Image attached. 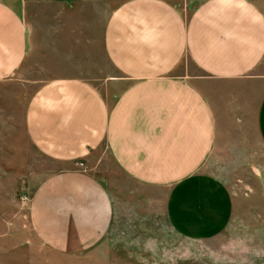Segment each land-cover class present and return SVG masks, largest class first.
I'll return each instance as SVG.
<instances>
[{"label": "crops", "instance_id": "0c3cea01", "mask_svg": "<svg viewBox=\"0 0 264 264\" xmlns=\"http://www.w3.org/2000/svg\"><path fill=\"white\" fill-rule=\"evenodd\" d=\"M28 78L38 87L23 102L14 86ZM254 134L264 144V0H0V183L29 144L65 165L32 195L30 223L48 246L82 252L118 222L121 201L77 165L101 148L166 192L182 235L263 231L264 170L238 205L206 169L258 165Z\"/></svg>", "mask_w": 264, "mask_h": 264}, {"label": "rangeland", "instance_id": "374dc122", "mask_svg": "<svg viewBox=\"0 0 264 264\" xmlns=\"http://www.w3.org/2000/svg\"><path fill=\"white\" fill-rule=\"evenodd\" d=\"M27 75L23 70L16 74L19 78ZM29 78V86H14L23 102L38 87L32 81L38 83L39 79ZM26 148L22 165L7 167L12 168L13 180L0 183L4 221L0 225V264H264V229L229 225L217 237L182 235L167 219L166 192L145 187L123 175L105 148L92 151L77 165L100 176L115 200L121 201L118 222L89 249L79 253L58 251L35 233L30 223V206L40 181L65 165L42 157L30 144ZM249 153L259 160L258 165L206 166L209 172L224 177L238 205H243L249 190L247 181L258 179L264 170V144L256 134ZM3 168L0 167V172ZM238 217L239 214L234 222H240Z\"/></svg>", "mask_w": 264, "mask_h": 264}]
</instances>
